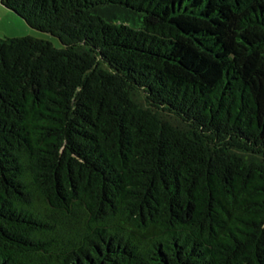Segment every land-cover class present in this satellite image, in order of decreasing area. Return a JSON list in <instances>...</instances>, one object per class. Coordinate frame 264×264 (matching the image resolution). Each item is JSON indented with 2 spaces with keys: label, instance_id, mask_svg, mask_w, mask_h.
<instances>
[{
  "label": "trees",
  "instance_id": "obj_1",
  "mask_svg": "<svg viewBox=\"0 0 264 264\" xmlns=\"http://www.w3.org/2000/svg\"><path fill=\"white\" fill-rule=\"evenodd\" d=\"M0 264H264V0H2Z\"/></svg>",
  "mask_w": 264,
  "mask_h": 264
},
{
  "label": "rangeland",
  "instance_id": "obj_2",
  "mask_svg": "<svg viewBox=\"0 0 264 264\" xmlns=\"http://www.w3.org/2000/svg\"><path fill=\"white\" fill-rule=\"evenodd\" d=\"M0 35L10 37L33 36L52 41L58 47L62 46L61 40L58 37L30 27L24 19L7 9L2 4V0H0Z\"/></svg>",
  "mask_w": 264,
  "mask_h": 264
}]
</instances>
